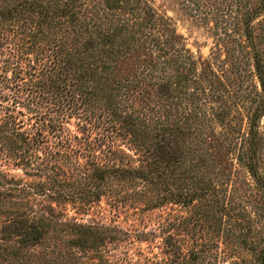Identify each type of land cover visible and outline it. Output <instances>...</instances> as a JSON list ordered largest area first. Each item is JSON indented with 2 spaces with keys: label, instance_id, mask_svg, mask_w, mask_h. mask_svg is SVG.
I'll use <instances>...</instances> for the list:
<instances>
[{
  "label": "trees",
  "instance_id": "1",
  "mask_svg": "<svg viewBox=\"0 0 264 264\" xmlns=\"http://www.w3.org/2000/svg\"><path fill=\"white\" fill-rule=\"evenodd\" d=\"M182 1L230 62L196 60L145 0H0V257L51 233L125 236L68 220L106 198L127 216L188 209L154 264L218 259L192 222L232 264H264V0Z\"/></svg>",
  "mask_w": 264,
  "mask_h": 264
},
{
  "label": "rangeland",
  "instance_id": "2",
  "mask_svg": "<svg viewBox=\"0 0 264 264\" xmlns=\"http://www.w3.org/2000/svg\"><path fill=\"white\" fill-rule=\"evenodd\" d=\"M153 8L157 16L169 20L175 29L180 42L187 50L202 62L217 64L218 61L230 62L226 46L230 43L218 41L213 26L203 23L185 8V2L182 0H145ZM264 20V15L261 17ZM261 19V20H262ZM257 27V23L255 22ZM258 33V31H257ZM225 48V49H224ZM226 63V62H225ZM131 63L122 64L119 70L122 75L130 73ZM153 92L150 88L145 87L140 95H136L133 103L140 105V100L152 98ZM74 120L71 121L73 125ZM261 125H264V117L261 119ZM72 129L73 127L70 126ZM216 155L215 161L225 170L230 172L232 165L231 160L233 153L228 150H212L211 154ZM10 170L13 168L8 167ZM12 174L21 176L19 170L12 171ZM242 173L239 174V177ZM68 220L76 219L78 223L91 224L102 223L105 226H116L127 234L125 236L114 233L94 234L86 238L83 246L76 244L81 239L71 233H51L47 237L45 244L27 248H21L15 243L11 246L20 250L16 255L9 253L0 257V264H154L156 259L160 258L161 243L163 238L162 231L172 234H178L175 229L179 222L177 215L180 213L186 216L188 209L178 208L174 205H166L163 209L153 210L149 212H138L134 215L127 216L124 213L116 214L108 205V200L102 198L99 206L93 205L90 211L84 214L65 205ZM37 209H40L37 206ZM115 213V215H114ZM168 221L174 229L166 227L164 229V221ZM72 221V220H70ZM192 229L195 231L196 240L201 237L205 240V232L210 239H214L217 243L218 259L215 261H205L203 264H232V255H228L231 251L225 249L221 239L214 238L212 230L205 229V226H197L193 223ZM186 238L184 235L178 237L177 240ZM74 239L75 245H69V240ZM198 243V242H197ZM226 251V252H224ZM228 255V257H227Z\"/></svg>",
  "mask_w": 264,
  "mask_h": 264
}]
</instances>
